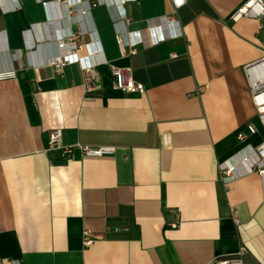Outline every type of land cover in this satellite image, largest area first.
I'll return each instance as SVG.
<instances>
[{
	"label": "crops",
	"instance_id": "1",
	"mask_svg": "<svg viewBox=\"0 0 264 264\" xmlns=\"http://www.w3.org/2000/svg\"><path fill=\"white\" fill-rule=\"evenodd\" d=\"M247 1L187 0L173 24L171 0H0L17 71L0 82V264H218L241 247L264 264V176L221 173L264 143L245 71L264 58V17L232 20ZM79 29L77 56L101 63L92 90L79 63L43 65ZM111 66L144 93L116 90ZM55 129L116 152L65 161Z\"/></svg>",
	"mask_w": 264,
	"mask_h": 264
},
{
	"label": "built area",
	"instance_id": "2",
	"mask_svg": "<svg viewBox=\"0 0 264 264\" xmlns=\"http://www.w3.org/2000/svg\"><path fill=\"white\" fill-rule=\"evenodd\" d=\"M171 1L174 6V13L168 16L167 20L170 23L178 24L177 21L175 22L174 16L177 14L178 10L186 5L187 0ZM250 17L259 20L264 17V0H248L237 12H235L232 20L238 22L243 18ZM86 34V31L79 29V31L76 32H66L64 36L57 38V47L60 54L58 56L46 58L43 65L54 68L58 75L63 76L65 68L68 65L79 63L83 70L84 87L87 90H92L97 87L100 78L97 68L101 63H92L77 56V53L81 49L87 47V45L82 42ZM118 42L122 46L124 45L122 36H118ZM154 42H156V38ZM245 71L257 117L264 128V58L246 67ZM111 73L114 79L113 86L116 90L126 93H144V87L135 82L129 69L111 66ZM16 78L17 71L12 64V54L6 47L0 46V82L14 80ZM247 130L248 132L243 131L239 133L238 138L240 141L245 142L249 134L254 135L257 133V129L252 124L248 125ZM49 137L48 152H58L65 161L74 159L77 152L84 157L93 158L112 156L116 152V148L111 146L91 147L83 144L65 146L62 141L63 133L60 129L52 130ZM248 150V146L244 147L236 156L221 166L222 180L226 186L241 175L240 168L242 167L246 171L244 174L251 175L257 173L264 176V143L254 150ZM236 215L237 212H235L234 216L236 222L239 223ZM170 226L176 228L178 224L172 223ZM92 243L93 239L90 231L85 230L83 233L84 246H90ZM246 253V248L241 247L235 256L221 260L218 264H246L244 262Z\"/></svg>",
	"mask_w": 264,
	"mask_h": 264
}]
</instances>
